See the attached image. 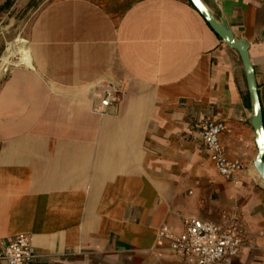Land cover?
Wrapping results in <instances>:
<instances>
[{
    "label": "crops",
    "instance_id": "crops-1",
    "mask_svg": "<svg viewBox=\"0 0 264 264\" xmlns=\"http://www.w3.org/2000/svg\"><path fill=\"white\" fill-rule=\"evenodd\" d=\"M32 1L0 0V251L27 234L26 264H188L157 230L179 235L197 218L236 228L246 247L231 264H264V182L236 50L189 0ZM201 2L247 44L264 125V0ZM19 39L28 60L7 65ZM107 86L116 100L100 114ZM206 118L229 130L237 185L203 148Z\"/></svg>",
    "mask_w": 264,
    "mask_h": 264
},
{
    "label": "built area",
    "instance_id": "built-area-1",
    "mask_svg": "<svg viewBox=\"0 0 264 264\" xmlns=\"http://www.w3.org/2000/svg\"><path fill=\"white\" fill-rule=\"evenodd\" d=\"M263 1V0H260ZM117 90L113 86L104 88L95 110L107 113V108L116 100ZM222 121L204 119L201 123L200 140L216 172L226 181L238 184L237 176L242 171L239 159L228 158L222 148L220 137L228 132ZM183 232L174 234L166 225L157 230V237L168 242V249L188 264H231L239 252L246 247L236 228L220 226L197 218L184 220ZM34 257L27 234H18L6 241L0 251L3 264H26Z\"/></svg>",
    "mask_w": 264,
    "mask_h": 264
},
{
    "label": "water",
    "instance_id": "water-1",
    "mask_svg": "<svg viewBox=\"0 0 264 264\" xmlns=\"http://www.w3.org/2000/svg\"><path fill=\"white\" fill-rule=\"evenodd\" d=\"M194 8L199 12L206 21L211 30L220 38V40L228 47L236 50L242 62L248 93L253 107V117L251 120L255 135V144L257 149L254 167L264 182V125L262 119L261 107L256 89L253 68L248 56V46L243 40H236L230 29L222 23L216 21L201 0H189Z\"/></svg>",
    "mask_w": 264,
    "mask_h": 264
},
{
    "label": "bare ground",
    "instance_id": "bare-ground-1",
    "mask_svg": "<svg viewBox=\"0 0 264 264\" xmlns=\"http://www.w3.org/2000/svg\"><path fill=\"white\" fill-rule=\"evenodd\" d=\"M27 48L25 45V41L19 39L17 40V42L12 43L8 46L6 53L4 54L3 57L1 56V58H3V62L6 63L7 65L16 66L19 63H26L28 60Z\"/></svg>",
    "mask_w": 264,
    "mask_h": 264
},
{
    "label": "rangeland",
    "instance_id": "rangeland-1",
    "mask_svg": "<svg viewBox=\"0 0 264 264\" xmlns=\"http://www.w3.org/2000/svg\"><path fill=\"white\" fill-rule=\"evenodd\" d=\"M42 0H33L32 1V7H36L38 4H40Z\"/></svg>",
    "mask_w": 264,
    "mask_h": 264
}]
</instances>
